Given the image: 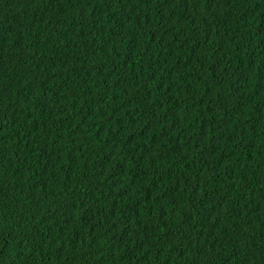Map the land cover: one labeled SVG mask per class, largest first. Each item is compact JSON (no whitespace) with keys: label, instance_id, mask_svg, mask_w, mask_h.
I'll list each match as a JSON object with an SVG mask.
<instances>
[{"label":"trees","instance_id":"obj_1","mask_svg":"<svg viewBox=\"0 0 264 264\" xmlns=\"http://www.w3.org/2000/svg\"><path fill=\"white\" fill-rule=\"evenodd\" d=\"M0 264H264V0H0Z\"/></svg>","mask_w":264,"mask_h":264}]
</instances>
